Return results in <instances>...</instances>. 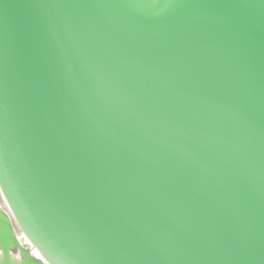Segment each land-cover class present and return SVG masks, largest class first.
<instances>
[{
  "label": "water",
  "instance_id": "water-1",
  "mask_svg": "<svg viewBox=\"0 0 264 264\" xmlns=\"http://www.w3.org/2000/svg\"><path fill=\"white\" fill-rule=\"evenodd\" d=\"M0 191V264H264V0H0Z\"/></svg>",
  "mask_w": 264,
  "mask_h": 264
},
{
  "label": "rangeland",
  "instance_id": "rangeland-1",
  "mask_svg": "<svg viewBox=\"0 0 264 264\" xmlns=\"http://www.w3.org/2000/svg\"><path fill=\"white\" fill-rule=\"evenodd\" d=\"M0 205L2 206L3 210L6 212V214H8L9 216H11V212L1 194V191H0ZM14 227H16V229H18V226L16 225L15 221H14ZM11 252L14 253V254H19V250L15 247H11Z\"/></svg>",
  "mask_w": 264,
  "mask_h": 264
},
{
  "label": "bare ground",
  "instance_id": "bare-ground-1",
  "mask_svg": "<svg viewBox=\"0 0 264 264\" xmlns=\"http://www.w3.org/2000/svg\"><path fill=\"white\" fill-rule=\"evenodd\" d=\"M21 236H25L23 233H17V237H21ZM28 240V239H27ZM29 241V240H28ZM12 253V252H11ZM13 255H17V254H14V253H12ZM17 257H18V255H17Z\"/></svg>",
  "mask_w": 264,
  "mask_h": 264
},
{
  "label": "snow or ice",
  "instance_id": "snow-or-ice-1",
  "mask_svg": "<svg viewBox=\"0 0 264 264\" xmlns=\"http://www.w3.org/2000/svg\"><path fill=\"white\" fill-rule=\"evenodd\" d=\"M0 255H3V249L0 248Z\"/></svg>",
  "mask_w": 264,
  "mask_h": 264
}]
</instances>
